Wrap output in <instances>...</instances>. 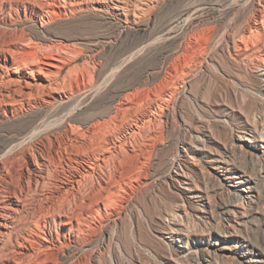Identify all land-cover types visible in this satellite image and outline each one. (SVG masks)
Instances as JSON below:
<instances>
[{
	"label": "bare ground",
	"instance_id": "1",
	"mask_svg": "<svg viewBox=\"0 0 264 264\" xmlns=\"http://www.w3.org/2000/svg\"><path fill=\"white\" fill-rule=\"evenodd\" d=\"M250 1V20L229 31L231 55L253 61L264 79V0ZM151 4L0 0V123L11 122L0 130V264H93L96 231L119 217L131 181L139 189L149 141L156 138L169 103L186 89L174 78L180 74L188 81L190 62L199 45L211 38V27L197 26L186 34L185 44L162 65L155 83L123 88L112 100L110 82L121 77L148 43L129 50L118 45L116 66L101 70L90 59L73 64L79 55L75 43L58 32L49 36L47 27H66L65 19L93 10L126 36ZM24 21L33 24L36 35L23 27ZM99 93L111 100L106 110L82 115L80 105ZM247 131L257 132L254 127ZM201 135L190 134L191 146L200 145ZM183 154L175 155L169 175L188 184V177L179 178L184 174L176 171ZM237 178L234 194L251 200L244 194L251 192V178Z\"/></svg>",
	"mask_w": 264,
	"mask_h": 264
},
{
	"label": "rangeland",
	"instance_id": "2",
	"mask_svg": "<svg viewBox=\"0 0 264 264\" xmlns=\"http://www.w3.org/2000/svg\"><path fill=\"white\" fill-rule=\"evenodd\" d=\"M253 8L250 0H152L126 36L93 10L65 19L63 28L48 25L49 36L58 32L75 43L79 55L73 64L90 59L101 70L116 66L118 45L129 50L148 43L110 82L111 100L123 88L155 83L162 65L197 26L212 31L190 62L188 81L180 74L174 78L186 89L169 103L149 141L139 189L131 181L119 217L93 236V264H264V79L253 61L232 57L229 35L250 20ZM23 27L36 35L30 21ZM101 96L93 95L79 112L101 115L111 102ZM10 124L0 123V130ZM196 131L203 140L193 147L190 134ZM178 151L184 158L176 171L188 184L170 176ZM239 175L252 180L251 192H244L251 200L234 194Z\"/></svg>",
	"mask_w": 264,
	"mask_h": 264
}]
</instances>
